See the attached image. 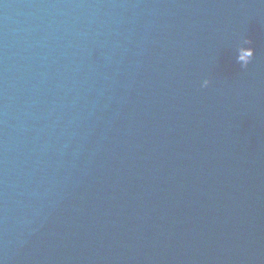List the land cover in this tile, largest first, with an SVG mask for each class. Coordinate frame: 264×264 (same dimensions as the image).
I'll use <instances>...</instances> for the list:
<instances>
[{"label":"water","instance_id":"obj_1","mask_svg":"<svg viewBox=\"0 0 264 264\" xmlns=\"http://www.w3.org/2000/svg\"><path fill=\"white\" fill-rule=\"evenodd\" d=\"M0 264H264V0H0Z\"/></svg>","mask_w":264,"mask_h":264},{"label":"clouds","instance_id":"obj_2","mask_svg":"<svg viewBox=\"0 0 264 264\" xmlns=\"http://www.w3.org/2000/svg\"><path fill=\"white\" fill-rule=\"evenodd\" d=\"M245 45H249V46H245V50L248 52V54L244 57L243 61L240 62V64L243 66V67H248V65L252 62L254 56H255V50L250 47L251 45V40H245L244 41ZM210 81L209 80H204L203 83H202V87L203 88H208L209 85H210Z\"/></svg>","mask_w":264,"mask_h":264}]
</instances>
